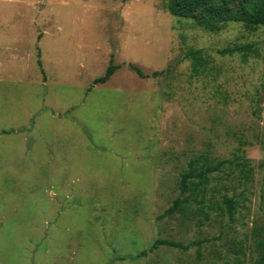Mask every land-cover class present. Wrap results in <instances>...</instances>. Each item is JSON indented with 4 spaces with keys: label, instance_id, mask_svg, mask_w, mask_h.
Segmentation results:
<instances>
[{
    "label": "rangeland",
    "instance_id": "rangeland-1",
    "mask_svg": "<svg viewBox=\"0 0 264 264\" xmlns=\"http://www.w3.org/2000/svg\"><path fill=\"white\" fill-rule=\"evenodd\" d=\"M164 1L0 0V264H257L264 26L208 31ZM203 157L226 163L164 215Z\"/></svg>",
    "mask_w": 264,
    "mask_h": 264
},
{
    "label": "trees",
    "instance_id": "trees-1",
    "mask_svg": "<svg viewBox=\"0 0 264 264\" xmlns=\"http://www.w3.org/2000/svg\"><path fill=\"white\" fill-rule=\"evenodd\" d=\"M164 8L172 15L182 19H196L201 28L208 31H218L222 25L228 22L241 23L248 30L254 31L260 26H264V0H165ZM249 53L251 51L250 45H243L233 49H225L220 53L231 54L235 52ZM201 50H190L187 56L193 62V71L197 74L204 70L205 62L202 58ZM38 64L42 73V61L39 59ZM140 77L144 74L140 68L130 65ZM118 69L114 64H110L106 73L97 78L94 83H106L115 71ZM154 75H158L154 73ZM225 161H220L216 164H211L208 158L192 160L189 163V168L181 175L180 181V196L174 201L173 205L166 210L164 215H173L175 213H182L189 208V195H199L205 190L209 184L210 175L219 171L225 164ZM243 169L249 168V163L243 161ZM250 170V169H249ZM225 209L230 217H233L237 210L236 202L230 197L223 199ZM161 246L179 248L188 251L189 247L182 243L170 241L166 239H156L148 251L153 252ZM260 256L257 264H264V242H259ZM147 251L142 252L141 255H146Z\"/></svg>",
    "mask_w": 264,
    "mask_h": 264
}]
</instances>
